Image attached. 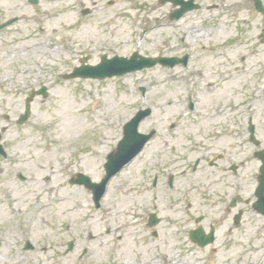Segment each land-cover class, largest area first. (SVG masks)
I'll list each match as a JSON object with an SVG mask.
<instances>
[{"label": "rangeland", "instance_id": "1", "mask_svg": "<svg viewBox=\"0 0 264 264\" xmlns=\"http://www.w3.org/2000/svg\"><path fill=\"white\" fill-rule=\"evenodd\" d=\"M196 2L202 4L201 10L183 21L191 33L194 69L212 76L217 66L223 68L226 91H217L216 96L225 93V104L232 100L233 109L228 108L232 119L248 111L258 124L264 117V87L257 96L252 91L254 77L264 72V52H260L264 46L259 41L264 15L255 11L253 0ZM41 3L37 8L27 0H0V23L20 18L0 34V132L8 128L3 136L8 157L0 159V264H81L79 256L86 246L95 253L91 258L100 260L98 244L106 242L126 249L121 251L120 264H164L166 255L169 263H165L172 264L181 221L187 229L195 225L192 215L208 214L206 207H199L193 186L184 182L169 190L165 182L154 188L150 180H133L140 163L111 182L101 209L96 210L91 193L68 181L82 172L97 182L125 123L137 111L153 107L154 116L162 117L155 128L163 132L180 113L179 98L204 79L188 72L166 74L160 68L104 81L65 76L82 60L98 65L103 55L158 57L173 52L181 44V34L177 39L174 29L183 22L163 27L169 9L158 0ZM42 88L48 98L36 95L30 120L18 126L27 99ZM63 101L83 119L80 129L69 130L71 137L60 134L63 120L57 110ZM146 126L144 122L140 131L145 132ZM151 213L162 219L158 229H148L147 218L137 219ZM204 222L208 226L211 219ZM108 228L120 232L107 236ZM153 230L159 232L158 238H153ZM90 233L94 240L89 242ZM27 241L34 251L23 250ZM70 241L76 242V250L67 255Z\"/></svg>", "mask_w": 264, "mask_h": 264}, {"label": "flooded vegetation", "instance_id": "2", "mask_svg": "<svg viewBox=\"0 0 264 264\" xmlns=\"http://www.w3.org/2000/svg\"><path fill=\"white\" fill-rule=\"evenodd\" d=\"M40 3L38 0L36 5ZM166 7L169 12L165 21L169 27V23L174 22L170 17L176 8L171 4ZM179 32L181 44L161 57L176 59L180 63L173 67L163 65V70L166 74L176 71L184 75L185 72L198 74L204 81L200 80L196 86L193 84L187 95L179 98L178 117L173 119L169 129L155 131L146 153L140 154L129 165L134 168L141 163L133 180H150L154 187L165 182L170 190L186 182L194 187L193 191L202 204L199 207H206L208 214L205 216L191 214L195 217V225L185 229L183 220L180 225L176 223L179 225L176 233L179 264H264V117L255 124L260 146L250 153L249 147L253 145L249 123L254 118L248 115V111H240L237 119L231 118L228 108L233 109L232 100L225 104V93L216 96L217 91H226L224 69L219 70L216 65L217 71L212 76H207L202 68L194 69L195 51L189 38L190 30L181 26L175 32L176 38ZM228 48L231 49V45ZM254 80V95H258L264 77L257 75ZM188 86L186 84L182 89ZM158 117L154 114L150 117L157 127ZM256 152L260 157H256ZM205 218L211 219L208 226L204 224ZM137 219L145 220V216ZM118 232L120 228H108L105 234L110 236ZM121 239L117 237L118 241ZM92 240L94 237L89 236V242ZM98 246L100 260L92 259L95 253L86 246L80 263L120 264L121 251L126 253V249L115 242L99 243Z\"/></svg>", "mask_w": 264, "mask_h": 264}, {"label": "water", "instance_id": "3", "mask_svg": "<svg viewBox=\"0 0 264 264\" xmlns=\"http://www.w3.org/2000/svg\"><path fill=\"white\" fill-rule=\"evenodd\" d=\"M258 9L262 10L260 2L258 4ZM12 22H10L9 24H11ZM116 62L104 63L100 67L94 69L77 70L70 78L84 77L104 79L114 76H123L132 71L142 69V67H134L132 64L120 60H117ZM153 64L154 63L148 66H152ZM139 120L140 119L135 120L125 130V138L122 144L120 145V152L123 159L119 162H116L113 155L109 157V162L106 165L108 173L107 178L99 185H92L90 183V179L85 178L83 176H81V179L79 180V183L85 184L87 187L94 190V200L97 208L100 207V200L106 191V187L109 180L113 177L114 174L120 171V169L123 167V165H125V163L129 159V157L132 155L134 156L143 145L139 144V140H141L140 138H142V136L138 135L137 133V125ZM135 142L137 143L135 144Z\"/></svg>", "mask_w": 264, "mask_h": 264}, {"label": "bare ground", "instance_id": "4", "mask_svg": "<svg viewBox=\"0 0 264 264\" xmlns=\"http://www.w3.org/2000/svg\"><path fill=\"white\" fill-rule=\"evenodd\" d=\"M57 112L60 119L63 120V127L60 128V134L62 137H71L72 135L70 134L69 130L80 129L83 126V119L75 115L70 103L65 101L61 102Z\"/></svg>", "mask_w": 264, "mask_h": 264}]
</instances>
